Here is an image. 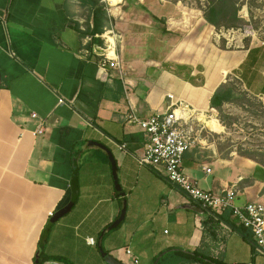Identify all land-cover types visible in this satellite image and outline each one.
<instances>
[{"label": "crops", "instance_id": "crops-1", "mask_svg": "<svg viewBox=\"0 0 264 264\" xmlns=\"http://www.w3.org/2000/svg\"><path fill=\"white\" fill-rule=\"evenodd\" d=\"M98 1L112 20L106 30L118 34L121 72L106 73L82 53L80 30L93 27L90 0H0V264H34L42 231L71 202L75 165L80 195L52 227L47 255L108 264L103 249L123 264H153L169 250L200 248L226 264H264L253 238L218 217L229 216L236 226L229 211L217 214L189 201L140 163L147 139L126 122L130 114L149 118L173 103L193 108L194 116L205 113L228 77L264 104V46L219 47L204 15L188 23L168 18L165 25L142 5ZM40 124L43 134H36ZM90 142L112 153L124 197L114 188L108 154ZM205 150L193 148L183 161L202 190L220 194L234 187L237 205L264 203L263 168ZM123 198L125 219L108 231Z\"/></svg>", "mask_w": 264, "mask_h": 264}, {"label": "rangeland", "instance_id": "rangeland-1", "mask_svg": "<svg viewBox=\"0 0 264 264\" xmlns=\"http://www.w3.org/2000/svg\"><path fill=\"white\" fill-rule=\"evenodd\" d=\"M128 1L127 8L142 5L154 16L165 20V25L168 18L188 23L196 16L204 15L210 7L209 0ZM231 1L236 4L239 20L236 22L232 19V11L220 18L225 26L214 29L219 47L235 51L242 46H264V0ZM108 32H112L108 34L110 37H115L117 52L120 54V44L116 39L118 34L109 29L103 35ZM104 38L106 42L108 38ZM231 82L237 94L232 103L224 104L220 112L210 109L194 116L192 136L198 138L196 147L199 146L205 152L207 147H211L216 150L218 157L228 159L240 156L239 154L264 152V104L247 95L237 79L234 78Z\"/></svg>", "mask_w": 264, "mask_h": 264}, {"label": "built area", "instance_id": "built-area-1", "mask_svg": "<svg viewBox=\"0 0 264 264\" xmlns=\"http://www.w3.org/2000/svg\"><path fill=\"white\" fill-rule=\"evenodd\" d=\"M107 34H112L108 32ZM105 34V35H107ZM104 40L105 36H101ZM113 41L104 40L103 46H94L87 49L91 37L85 38V57L95 59L106 73L108 71L121 72L122 65L117 54L115 37ZM173 100V96H169ZM63 104L62 99L59 100ZM195 111L189 106L171 104L164 113L152 115L142 119L136 114H130L126 118L128 124L140 128L147 139L146 151L140 159L142 165L149 166L164 176L172 185L177 187L189 201L200 204L217 214L229 211L237 227H243L250 231L254 242L264 254V203L249 202L243 206L236 204L238 192L232 187L217 194L202 190L198 182L186 174L183 168L185 154L196 147L197 139L192 136ZM32 118H37L33 113ZM43 124H40L36 134H43ZM125 148V147H124ZM206 173L211 169L205 168ZM90 245H95L93 238L88 240ZM125 253L132 257V252ZM138 261L135 260V264Z\"/></svg>", "mask_w": 264, "mask_h": 264}, {"label": "trees", "instance_id": "trees-1", "mask_svg": "<svg viewBox=\"0 0 264 264\" xmlns=\"http://www.w3.org/2000/svg\"><path fill=\"white\" fill-rule=\"evenodd\" d=\"M90 4L93 8L92 20L93 27L90 24L86 27L84 31L80 30V36L84 40L86 37H91L92 40L86 46L87 49H92L94 46H103L104 40L102 35L105 33L106 29L112 21L108 15L107 10L104 6H101L98 0H90ZM209 10L204 12L205 19L215 28H220L225 26L221 23L220 18L227 15L232 11V19L238 22V9L236 4L231 0H209ZM155 20L158 18L154 17ZM161 22L165 20L161 19ZM232 25L231 27H234ZM234 78L228 77V79L220 85L216 90L210 101L211 109L221 111L224 104L232 103L236 97V89L233 87L231 80ZM240 83V82H239ZM249 95L247 92H245ZM241 157L250 159L258 164L261 168L264 169V152H257L256 154H239ZM221 159H228L227 157L221 156ZM259 158V159H258ZM79 169L75 165L73 168L72 178H71V201L76 203L80 195V181H79ZM117 195L120 197L121 193L117 192ZM125 200L124 198L122 199ZM217 217V216H216ZM221 221L225 222L227 225L231 226L235 231L243 235L245 238L250 239L252 235L249 230L243 227H236L229 221V216H218ZM54 225L49 223L45 226L44 230L41 233L40 240L38 243L37 253L38 257H34V264H47L50 261H53L58 264H70L69 261L60 258V257H51L46 253V246L49 239V233ZM109 227V226H108ZM38 260V261H37ZM153 264H226L219 258H212L207 252L198 248L192 253H186L181 250H169L166 253H161L154 260Z\"/></svg>", "mask_w": 264, "mask_h": 264}, {"label": "water", "instance_id": "water-1", "mask_svg": "<svg viewBox=\"0 0 264 264\" xmlns=\"http://www.w3.org/2000/svg\"><path fill=\"white\" fill-rule=\"evenodd\" d=\"M89 145L96 146V147L104 150L108 154L109 160H110L111 165H112V176H113V180H114L115 189L117 192L121 193L122 197H124L125 194L122 192V187L118 181L117 165H116V162H115V159H114L112 153L105 146L98 144L96 142H90ZM73 206H74V202L71 201L66 206H64L63 208L56 211L51 216V218L49 220V224L50 225L56 224L60 219L65 217L72 210ZM126 211H127V202L124 200L123 201V207H122L121 214H120L119 218L108 227V231L115 230L124 221L125 216H126ZM100 252L102 254V257L105 259V261L108 264H123L122 262L117 260L115 257L109 255L103 249H100ZM36 257H38V254L36 255Z\"/></svg>", "mask_w": 264, "mask_h": 264}]
</instances>
